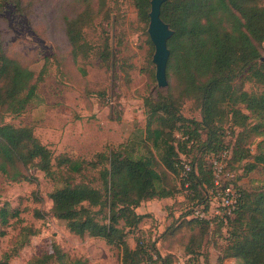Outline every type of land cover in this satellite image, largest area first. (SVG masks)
<instances>
[{
	"label": "rangeland",
	"instance_id": "374dc122",
	"mask_svg": "<svg viewBox=\"0 0 264 264\" xmlns=\"http://www.w3.org/2000/svg\"><path fill=\"white\" fill-rule=\"evenodd\" d=\"M19 1V7L13 0L1 5L0 46L5 55L33 72L31 83L36 82V87L23 112L15 115L0 108V119L14 127H30L53 157L48 174L24 157L6 159L0 154V206L18 212L6 225L0 224V258L6 256L7 264H29L56 253L52 247L57 246L63 260L53 254L43 264H69L75 258L87 264H122L120 247L68 230L64 221L53 216L49 197L66 180L98 184L95 170L69 172L68 164L60 163L62 157L89 161L99 152L120 149L132 159L150 157L151 150L163 185L172 191L171 196L141 202L136 208L141 221L135 227H125L129 248L146 249L141 264H224L225 228L212 225L201 229L199 223L187 218L191 199L176 189V180L161 162L165 137L155 138L156 147L152 146L153 137L146 139L148 107L144 101L167 94L168 87L182 117L200 120V113L194 98L180 96L183 83L178 75H171L166 87L157 86L148 23L138 19L132 2ZM76 17L75 33L81 47L75 50L66 24ZM234 83L247 91L256 89L251 81L236 79ZM228 118L221 126L236 132ZM187 122H176L171 142L180 140V129ZM200 132L203 138L204 132ZM234 139L233 134L223 137L226 143ZM243 148L249 155L232 162L240 175L238 184L246 192L264 190V163L250 167L253 156L264 152V135L249 136ZM196 153L193 147L191 154ZM195 165L201 170L199 162ZM105 213L107 210L97 211L100 222L106 220Z\"/></svg>",
	"mask_w": 264,
	"mask_h": 264
},
{
	"label": "trees",
	"instance_id": "16d2710c",
	"mask_svg": "<svg viewBox=\"0 0 264 264\" xmlns=\"http://www.w3.org/2000/svg\"><path fill=\"white\" fill-rule=\"evenodd\" d=\"M3 1L0 0V8ZM13 1L20 6L19 0ZM130 1L137 10L138 19L147 24L150 0ZM160 17L174 31L167 41L170 54L166 79L169 81L171 75L181 78L180 96L196 100L200 120L181 116L179 105L175 104L168 87L167 94L144 101L148 107L146 139L153 137L152 146L156 147L155 138L165 137L161 162L176 180V189L183 190L186 198L191 199L187 218L199 223L201 229L212 225L220 230L225 228L227 245L221 259H234V264H264V190L246 192L238 184L240 175L232 167L233 161L249 155L243 142L251 135H264V0H163ZM77 20V17L72 18L66 24V34L74 49L81 47L78 32L75 33ZM32 78L33 72L5 55L0 46V108H4V112L17 115L24 111L36 87V82L31 83ZM236 79L251 81L256 89L238 88L234 83ZM226 116H229L230 127L238 129L236 132L225 131L221 126ZM177 121L188 122L183 124L180 140L175 143L171 140ZM200 130L204 132L203 138ZM232 134L235 139L226 143L223 137ZM193 147L197 151L195 155L191 154ZM223 151L228 153L224 173L235 174L234 184L240 198L236 210L225 223L213 222L211 225L208 220L191 216L189 205L207 203L214 179L210 157ZM0 154L6 159L24 157L45 173L51 171L52 151L40 142L33 130L27 126L14 127L4 123L2 118ZM149 155L132 159L117 149L99 152L89 161L62 157L60 163L68 164L69 172L95 170L98 184L66 180L49 195L53 216L64 221L68 230L79 236L99 237L109 245L120 247L122 264H141L146 249L143 245L142 249L129 248L124 239L125 227H135L141 221L142 215L136 212L141 202L172 194L154 167L151 150ZM181 155L191 167L187 180L181 175ZM253 159L250 167L264 163V152H259ZM197 162L201 164V170L195 168ZM222 179L225 184L230 181L227 177ZM94 207L98 210L94 211ZM102 210H107L104 222L96 216L97 211ZM17 215V210L9 211L4 205L0 206L1 225H6L10 216L16 218ZM52 248L56 253L52 251L29 264H43L53 254L63 260L57 246ZM0 264H7L6 256L0 258ZM69 264L87 262L75 258Z\"/></svg>",
	"mask_w": 264,
	"mask_h": 264
},
{
	"label": "built area",
	"instance_id": "2783aa9c",
	"mask_svg": "<svg viewBox=\"0 0 264 264\" xmlns=\"http://www.w3.org/2000/svg\"><path fill=\"white\" fill-rule=\"evenodd\" d=\"M228 157L227 151L210 157L213 174V186L207 194V203L198 205H189L191 216L198 219H205L213 222H226L228 217L232 216L237 208L240 192L234 184L235 174L232 172L224 173V160ZM181 164L183 166L182 177L187 180V173L190 171V165L181 155ZM223 177L230 181L226 184ZM187 181H185L186 183Z\"/></svg>",
	"mask_w": 264,
	"mask_h": 264
},
{
	"label": "water",
	"instance_id": "95a60500",
	"mask_svg": "<svg viewBox=\"0 0 264 264\" xmlns=\"http://www.w3.org/2000/svg\"><path fill=\"white\" fill-rule=\"evenodd\" d=\"M163 0H150V10L148 12L147 33L154 47L152 63L155 66V80L157 86L162 88L167 86L166 64L170 50L167 46L168 39L172 36L173 30L169 24L160 17V6Z\"/></svg>",
	"mask_w": 264,
	"mask_h": 264
},
{
	"label": "crops",
	"instance_id": "0c3cea01",
	"mask_svg": "<svg viewBox=\"0 0 264 264\" xmlns=\"http://www.w3.org/2000/svg\"><path fill=\"white\" fill-rule=\"evenodd\" d=\"M235 260L234 259H224V264H234Z\"/></svg>",
	"mask_w": 264,
	"mask_h": 264
}]
</instances>
